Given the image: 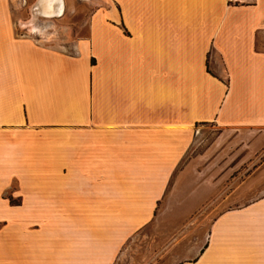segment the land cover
Returning <instances> with one entry per match:
<instances>
[{"label":"crops","instance_id":"crops-1","mask_svg":"<svg viewBox=\"0 0 264 264\" xmlns=\"http://www.w3.org/2000/svg\"><path fill=\"white\" fill-rule=\"evenodd\" d=\"M16 14L0 0V264H160L166 215L192 216L167 263L264 264V193L230 209L186 158L198 126L264 130V0H94L66 50Z\"/></svg>","mask_w":264,"mask_h":264},{"label":"rangeland","instance_id":"rangeland-1","mask_svg":"<svg viewBox=\"0 0 264 264\" xmlns=\"http://www.w3.org/2000/svg\"><path fill=\"white\" fill-rule=\"evenodd\" d=\"M35 1L10 0L17 11L16 17L21 22L19 31L22 35L31 36L42 45L66 50L77 37L85 34V21L94 0H62L61 14L50 18L32 17L31 10ZM30 24L34 25L35 32L29 30ZM37 29H40V33ZM191 156L200 158L205 163L212 161L214 176L218 174L219 179L222 176L220 190L223 193L228 191V208H238L264 193V130L242 129L221 134L211 126H198L186 158ZM216 165L221 166L222 170L216 171ZM168 208L173 210L172 205ZM184 217L186 218L180 220L174 219L172 215L161 216L160 264H172L167 261L175 260L174 253H177L174 249H171L173 255L163 253L167 248L169 234L173 233V222L180 229L179 227H184L185 223L192 220V216ZM167 227L169 230H166ZM188 245L187 241L186 246L180 248V253L177 254L180 258L188 255ZM141 251L143 249L139 247L125 246L116 264H147L150 253L147 256V253Z\"/></svg>","mask_w":264,"mask_h":264},{"label":"bare ground","instance_id":"bare-ground-1","mask_svg":"<svg viewBox=\"0 0 264 264\" xmlns=\"http://www.w3.org/2000/svg\"><path fill=\"white\" fill-rule=\"evenodd\" d=\"M62 7H63L62 0H36L34 5L32 6V11L34 13L33 18L35 16H39V17L43 16L46 18L59 16L62 12ZM28 28L30 31L35 32V30L33 29L34 28L33 24H30V27ZM36 31L40 33V29H37Z\"/></svg>","mask_w":264,"mask_h":264}]
</instances>
